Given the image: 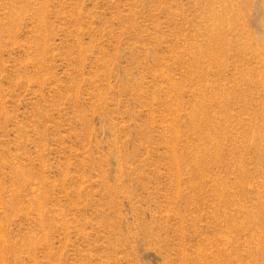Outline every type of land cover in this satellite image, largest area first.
Wrapping results in <instances>:
<instances>
[{
	"label": "rangeland",
	"instance_id": "374dc122",
	"mask_svg": "<svg viewBox=\"0 0 264 264\" xmlns=\"http://www.w3.org/2000/svg\"><path fill=\"white\" fill-rule=\"evenodd\" d=\"M0 264H264V0H0Z\"/></svg>",
	"mask_w": 264,
	"mask_h": 264
}]
</instances>
